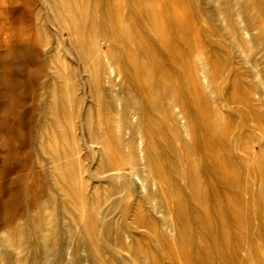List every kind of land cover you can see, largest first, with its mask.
<instances>
[{
  "label": "rangeland",
  "instance_id": "obj_1",
  "mask_svg": "<svg viewBox=\"0 0 264 264\" xmlns=\"http://www.w3.org/2000/svg\"><path fill=\"white\" fill-rule=\"evenodd\" d=\"M248 2L249 5L242 6L241 0H190L191 9L189 3L181 7L172 4L165 13L168 16L183 15L186 20L185 29L190 42L185 44L179 39L180 60L187 65V71L197 78V86L207 95L209 109L217 111L223 123L228 125L226 137L231 144L227 150L261 157L264 155L262 123L247 119L250 122L246 126L241 118V113L249 106L264 107V74L261 75L259 70L264 67V0ZM110 4L115 7V0H110ZM238 7L243 8L245 16L249 13L253 15L249 24L250 30L255 33L252 38L241 30L244 20L237 18ZM159 8L162 5L155 3L149 9L157 11ZM72 35L73 31L66 26L63 17L52 11L47 0H0V264H35L34 256L42 263L45 259V244L41 242L44 233L50 235L51 246L57 238L46 264H179L173 249L181 241L178 237H171L176 234L174 231L171 233L169 228L173 220L164 213L167 205L164 204L161 211L155 209L133 174V171L144 170V161L131 153L130 147L123 142L109 170L105 173L101 171L100 145L84 127L89 122L88 106L95 108L96 101L84 93V81L78 77L79 73L69 78L66 72V63L77 60L78 50L70 40ZM173 37L179 38L175 32ZM88 38L86 33L84 40ZM117 47L124 48L120 38L114 41L98 38L94 53L102 61L101 84L109 97H113L110 109L106 111L113 107V113L119 115L124 110L117 102L118 83L99 54ZM213 51L219 52L225 59L223 69L217 70L213 63ZM204 58L209 60L210 86L200 77ZM237 80L242 85L239 88L234 86ZM145 83L146 80L143 85ZM54 85L66 87L72 92L73 118L71 122H62L59 131L74 135L72 148L79 168L85 172V178L76 177L78 185L81 181L86 182V187L81 190L85 203L82 214L85 221L93 216L92 219L97 218L100 225L104 224L105 236L100 234L98 240L79 232L80 227L76 225L81 206L76 196L71 197L59 188L45 158L42 128L48 121L49 89ZM161 91L163 93L164 90ZM167 106L163 113L171 112ZM172 132H175L173 143L182 147L185 135L180 126L176 124ZM238 132L239 141H234L232 135ZM124 136L127 142L133 137V131L125 130ZM207 141L214 143L215 138L210 136ZM177 151L179 159L175 158L176 162L194 170L198 159L193 157L189 162L187 147ZM220 152L222 150L215 153ZM216 159L215 154L204 157L208 164ZM208 171L209 167L205 166V172ZM216 177L211 175L209 178L212 180L208 179L217 183L219 177ZM176 180V186H182L187 194L190 190L193 193L181 177ZM127 183H131V192L123 188ZM209 192L212 198L213 190ZM230 194V189L225 187L223 199H229ZM127 200L133 204L128 212L121 204V201ZM204 209L207 210L208 206ZM27 213L36 219V224L33 231L30 230L20 241V232L6 231L14 228L20 215ZM254 226L259 232L253 238L257 236L256 243L260 245L255 255L261 257L264 256L262 216ZM198 234L197 229L196 237L201 243ZM130 238H139L144 247L138 248L136 253L130 252ZM87 243L98 246L100 257L97 255L95 258L88 253L90 248ZM239 254L247 256L248 264H251L254 257L249 245L244 246Z\"/></svg>",
  "mask_w": 264,
  "mask_h": 264
},
{
  "label": "bare ground",
  "instance_id": "obj_2",
  "mask_svg": "<svg viewBox=\"0 0 264 264\" xmlns=\"http://www.w3.org/2000/svg\"><path fill=\"white\" fill-rule=\"evenodd\" d=\"M47 1L52 11L63 17L66 26L73 31L70 40L76 45L78 53L76 61L65 65L68 77L79 73L78 77L84 81V93L96 101L95 108L93 105L88 106L89 122L84 127L88 128L87 131L93 135L96 144L100 145L101 171L105 173L109 170V165L119 154L123 142L126 147H130L131 153L137 154L144 161V170L133 171V174L140 188L147 192L154 203L155 209L160 210L164 204L167 205L164 213L173 220L169 228L171 233L174 231L176 234L171 237H178L181 241L175 242L176 248L173 249L179 264H248V257L239 254L246 245L251 247L254 257L251 264H264V256L255 255L260 245L257 246V236L253 238L259 232L254 228L256 220L261 216L264 220V155L248 156L227 150L231 144L226 137L228 125L223 123V118L217 111L209 109L207 95L197 86V78L187 71V65L180 60L179 39L184 40L185 44L190 42L185 29L186 20L183 15L168 16L165 12L172 4L181 7L189 3L191 9L193 5L190 0H115V7L110 4V0ZM248 1L241 0L242 6L249 5ZM155 3L162 5V8L150 10ZM240 17L244 20L241 27L243 33L248 38L255 36L249 26L253 15L249 13L245 16L243 8L238 7L237 18ZM173 32L179 38L175 39ZM86 33L89 38L85 41ZM98 38L111 41L120 38L124 45V48L99 52L118 83L119 93L116 92V96L118 104L124 110L123 114H114L113 107L106 111L110 109L113 97H109L100 81L102 61L94 53ZM213 53L212 59L217 70L223 69L225 59L219 52ZM179 61L181 63L178 64ZM207 70L209 71V60L204 58L200 77L210 86L212 81ZM259 70L263 75L264 67ZM144 80L147 81L145 85ZM234 86L239 88L242 85L237 80ZM160 88L164 90L163 93ZM49 92V117L42 128L41 139L45 158L49 161L56 184L71 197L76 196L81 206V215L77 218L76 225L77 228L80 227L79 232L91 235L92 240H98L100 234L105 232L104 224L100 225L97 218V221L92 219L93 216L85 221L82 214L85 203L81 190L86 187V182L81 181L78 185L76 180L79 179L76 177L79 175L81 179L85 178V172L79 168L72 148L74 135L59 131L62 122L72 121V92L56 85ZM166 106L171 109L170 113H163ZM241 115L246 126L250 122L247 119H252L255 123L261 122L260 130L264 136V107L249 106ZM176 124L185 135L182 147L189 150V162L193 157L198 159L194 170L175 160L179 159L177 150L182 148L172 141L175 135L172 128ZM128 129L133 131V137L126 142L124 135ZM239 134L232 135L234 141H239ZM210 136L215 138L214 143L207 141ZM217 150L222 152L216 154ZM212 154L217 155V159L206 163L204 157ZM205 166L209 167V173L205 172ZM211 175L219 177L217 183L209 181L212 180L209 178ZM179 177L185 185H190L193 193L190 190L187 194L182 186L175 185ZM130 184L123 187L128 192L132 191ZM225 187L231 191L227 200L222 197ZM210 189L213 190L212 198ZM121 202L126 212L131 210V202ZM206 205L207 210L204 209ZM35 224L36 219L30 213L22 214L14 228H9L6 232H20L21 241ZM197 229L201 243L196 237ZM49 240L50 235L44 233L41 242L45 244V259L41 263L34 256L35 264L47 263L57 238L52 246ZM87 246L90 248L89 254L92 253L95 258L97 255L100 257L97 245L89 246L87 243ZM128 247L130 252L136 253L144 245L139 238H130Z\"/></svg>",
  "mask_w": 264,
  "mask_h": 264
}]
</instances>
